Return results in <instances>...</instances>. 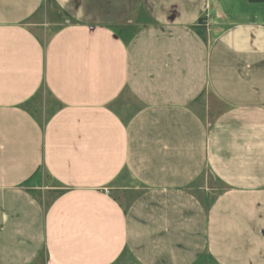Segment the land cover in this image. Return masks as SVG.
I'll return each instance as SVG.
<instances>
[{
    "label": "crops",
    "instance_id": "1",
    "mask_svg": "<svg viewBox=\"0 0 264 264\" xmlns=\"http://www.w3.org/2000/svg\"><path fill=\"white\" fill-rule=\"evenodd\" d=\"M0 264H264V3L0 0Z\"/></svg>",
    "mask_w": 264,
    "mask_h": 264
},
{
    "label": "rangeland",
    "instance_id": "2",
    "mask_svg": "<svg viewBox=\"0 0 264 264\" xmlns=\"http://www.w3.org/2000/svg\"><path fill=\"white\" fill-rule=\"evenodd\" d=\"M117 110L120 112V113H123V114H125L126 115V112H124V110H123V108H121V106H119L118 108H117ZM201 188H203V189H201ZM210 188H216V189H218L219 190V193H221L222 192V186L221 185H219V186H217L216 184H215V182H213L212 181V179H210L208 176L207 177H205L201 182H199V184H197V186L195 187V191L197 192V194L198 195H200V196H202L203 195V192L202 191H206V189H210ZM216 193V192H215ZM214 193V194H215ZM214 197V196H213ZM213 197H211V196H209L208 198L207 197H205V198H203L202 200H203V203L205 204V206H209L210 204H211V202H212V200H214L215 199V197L213 198ZM212 198V199H211ZM132 200V198H125V199H123V203H126L127 205L129 204V202Z\"/></svg>",
    "mask_w": 264,
    "mask_h": 264
},
{
    "label": "trees",
    "instance_id": "3",
    "mask_svg": "<svg viewBox=\"0 0 264 264\" xmlns=\"http://www.w3.org/2000/svg\"><path fill=\"white\" fill-rule=\"evenodd\" d=\"M253 3H264V0H250Z\"/></svg>",
    "mask_w": 264,
    "mask_h": 264
},
{
    "label": "built area",
    "instance_id": "4",
    "mask_svg": "<svg viewBox=\"0 0 264 264\" xmlns=\"http://www.w3.org/2000/svg\"><path fill=\"white\" fill-rule=\"evenodd\" d=\"M207 25V24H206Z\"/></svg>",
    "mask_w": 264,
    "mask_h": 264
}]
</instances>
